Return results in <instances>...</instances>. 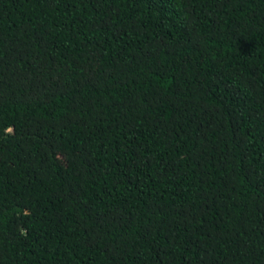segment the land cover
Segmentation results:
<instances>
[{
    "label": "trees",
    "instance_id": "1",
    "mask_svg": "<svg viewBox=\"0 0 264 264\" xmlns=\"http://www.w3.org/2000/svg\"><path fill=\"white\" fill-rule=\"evenodd\" d=\"M0 264H264V0H0Z\"/></svg>",
    "mask_w": 264,
    "mask_h": 264
}]
</instances>
